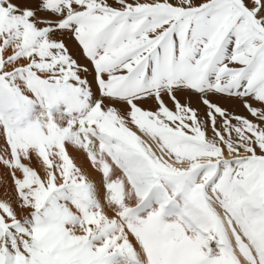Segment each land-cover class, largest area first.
<instances>
[{"label": "snow or ice", "instance_id": "obj_1", "mask_svg": "<svg viewBox=\"0 0 264 264\" xmlns=\"http://www.w3.org/2000/svg\"><path fill=\"white\" fill-rule=\"evenodd\" d=\"M0 264H264V0H0Z\"/></svg>", "mask_w": 264, "mask_h": 264}]
</instances>
